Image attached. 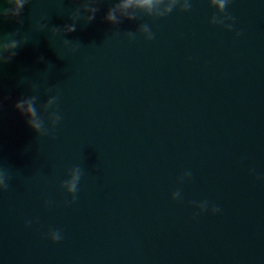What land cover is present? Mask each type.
Segmentation results:
<instances>
[{
	"label": "water",
	"instance_id": "1",
	"mask_svg": "<svg viewBox=\"0 0 264 264\" xmlns=\"http://www.w3.org/2000/svg\"><path fill=\"white\" fill-rule=\"evenodd\" d=\"M123 2L0 16V264H264V0Z\"/></svg>",
	"mask_w": 264,
	"mask_h": 264
},
{
	"label": "clouds",
	"instance_id": "2",
	"mask_svg": "<svg viewBox=\"0 0 264 264\" xmlns=\"http://www.w3.org/2000/svg\"><path fill=\"white\" fill-rule=\"evenodd\" d=\"M13 2L15 3V9L10 11L7 8H3L2 11H0V16H3V17L11 16V17H17V18L21 16L22 10H23L25 4L28 3V0H6V3H8V4H11ZM133 2H134V0H124V2L122 4H119L118 6L119 7H123V8H128V7H130L133 4ZM158 2L162 3L163 0H158ZM135 3L137 5H139V6H149V7L154 6V0H135ZM176 3H177V0H171V3L166 8L165 13H161V17L166 16L169 13H171L173 11V9L176 7ZM229 3H230V0H210V4L211 5H217L218 4L220 10L224 11V12H226L225 10H226V7H227V5ZM180 8L183 11L190 10L191 4L189 3V0H185V3ZM97 11H99V9L96 8V7H92V8L89 9L90 14L88 16V22H91V21H93L95 19V14H96ZM226 15H227L228 19H230V20L234 19L233 17H231L227 13H226ZM130 18L134 19L135 17H130ZM105 19L108 20V21H111V22H116L117 18H116V15H115V10L114 9H109ZM19 22L22 23V20H20ZM210 22L213 23L212 20ZM40 27H41V29H43V28H46L47 25L43 24ZM143 27H144L145 31H150L148 25H144ZM65 28L67 29L68 32L76 31L75 23L66 24ZM228 28L231 30L232 25H229ZM54 30L55 31H59L58 28L54 29ZM237 35H240V33H237ZM134 38H135V35L133 34V39ZM153 38H154V34L152 32H150V35L146 39L151 40ZM68 43H70V42H68ZM10 46H11V48L15 49L16 47H18V42L14 40V41L11 42ZM16 54L17 53L15 51H12L10 53V55L3 60V63L10 62L12 57H14ZM41 59H43V58H41ZM56 99H57V97L50 98L49 101H48V105L53 104V102ZM34 101H35V97H30L27 100L22 99V100L18 101L15 104V108L21 111V115H27L29 117V119L27 120V124L32 129H34L38 134H41L42 130L44 128V122L42 120H39V119L36 118L37 113H36V108H35V105H34ZM25 104L28 105L26 112L24 111V105ZM48 105H46V107ZM60 120H61V116L60 115H57L56 113H53L51 115L50 123H51L52 127H51L50 133L54 134L55 126L59 123ZM184 175L191 176V173L190 172H185ZM10 179H11V177L4 170H0V184H3L4 190H6L8 188V181ZM80 179H81V174L79 173V171H77V174L72 177L71 182L65 180V181H62V183H68L69 184V190L72 191V192H77L78 191L77 185H78ZM182 179H183V177H181V180ZM179 196H180L179 191L174 192L172 194L173 199H176ZM73 200H75V197L73 198ZM207 203H208L207 201H204L201 204V211L204 210V206ZM212 211L213 212H217V211H219V209L217 207L213 206ZM26 223H31V222L29 221V222H26ZM49 235H50L51 239L54 242L55 241H59L62 238L60 233H59V231H50Z\"/></svg>",
	"mask_w": 264,
	"mask_h": 264
}]
</instances>
